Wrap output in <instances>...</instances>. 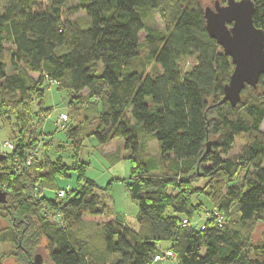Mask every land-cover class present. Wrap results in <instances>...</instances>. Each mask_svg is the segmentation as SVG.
Wrapping results in <instances>:
<instances>
[{
	"label": "trees",
	"instance_id": "1",
	"mask_svg": "<svg viewBox=\"0 0 264 264\" xmlns=\"http://www.w3.org/2000/svg\"><path fill=\"white\" fill-rule=\"evenodd\" d=\"M213 1L0 0V119L17 123L12 149L0 153V244L8 247L0 264H31L37 254L44 264H156L165 252L174 258L164 262L174 264H264V77L243 90L235 108L219 105L234 66L205 30L204 8ZM250 1L253 25L264 32V0ZM150 14L159 15L162 29L147 25ZM50 85L71 98L70 113H60L64 128L54 120L55 132L73 142L67 159L76 158L82 135L99 146L123 140L132 177L121 182L138 206V231L113 219L86 235L84 214H112L95 183L81 182L77 164V190L55 186L69 168L62 149L51 159L44 145ZM81 106L94 124L86 134L71 125ZM239 136L250 141L229 156ZM150 141L157 156L148 155ZM195 195L214 206L200 227L190 222L203 211L191 203Z\"/></svg>",
	"mask_w": 264,
	"mask_h": 264
},
{
	"label": "rangeland",
	"instance_id": "2",
	"mask_svg": "<svg viewBox=\"0 0 264 264\" xmlns=\"http://www.w3.org/2000/svg\"><path fill=\"white\" fill-rule=\"evenodd\" d=\"M204 4H210L213 0H201ZM220 2L219 0H215ZM76 5V1L69 4V6ZM45 4H41V8H44ZM3 3L0 2V12L2 11ZM81 18L82 14L79 13L76 18ZM147 25L156 27L159 29L163 28V23L159 15H148ZM140 42L143 41L145 37L144 32H140L139 35ZM10 45L6 44V49H9ZM3 60L6 64L7 70H9L8 54L5 52L3 55ZM184 68H189L192 65V60L183 63ZM153 68V66H151ZM150 67V68H151ZM151 68V70H152ZM155 67L151 72H155ZM34 78L36 76L33 75ZM87 95V91L82 93V97ZM71 98L67 92H61L57 90L55 85H50L45 89L43 107L45 110L52 109L50 116L43 121L42 133L46 136L44 140V145L49 144V151L52 153L51 159H55L59 153L57 151L62 149L63 162L66 167L69 168L68 178H57L55 186L57 189H70L71 191L77 190V182L79 179V172L75 169V164H77L78 169L81 170V182L84 180H90L95 183L97 188V195L102 196L106 207L111 212L112 216L110 219L105 217H91L84 214L82 218V229H84L86 235L96 234L97 227L110 220H117L126 224L133 231H138V225L136 222L138 216V206L131 200L129 194L121 181L129 180L131 176V164L128 159H126V152L124 151L123 140L115 139L106 145L99 146L96 144L94 139L90 136L82 135L81 144L78 148V154L75 159H67L69 155L74 156L75 148L73 142L68 140L66 134L63 132H55L54 120L58 117L60 113L69 114L70 110L69 102ZM85 106H81L77 113L75 114L73 121L71 123L72 127L78 126L83 129L82 133L86 134L94 129V124L92 122V114L87 113V122L83 119L85 112ZM32 110L36 112L38 110L37 103L34 101L32 105ZM70 122V118L68 119ZM75 121V122H74ZM78 123V124H76ZM17 123L15 118L11 117L9 122H3L0 119V141H13L14 133L17 135ZM36 129V128H35ZM261 131L264 133V121L261 126ZM54 134L50 137V134ZM250 141L249 136H239L235 141L229 156L239 155L244 149L246 144ZM49 142V143H48ZM148 155L157 156L158 148L155 141H150L148 144ZM147 154V150H146ZM53 155V156H52ZM147 156V155H146ZM76 161L77 163H74ZM81 167V168H80ZM242 175V173H241ZM105 189H108L106 192ZM45 196L49 199L54 198V194L46 192ZM191 203L201 204L203 211L199 214H195L190 222L194 227H200L206 223L209 219V214L214 210L213 203L205 195H195L191 198ZM237 209V217L240 219L239 208ZM260 229H258V232ZM260 235L253 237V240H258ZM163 251L169 246L168 243L161 244ZM8 250L7 245L0 244V253ZM3 264H12L10 262H4ZM42 264L44 262L42 261ZM162 264H174L173 261L165 262Z\"/></svg>",
	"mask_w": 264,
	"mask_h": 264
},
{
	"label": "water",
	"instance_id": "3",
	"mask_svg": "<svg viewBox=\"0 0 264 264\" xmlns=\"http://www.w3.org/2000/svg\"><path fill=\"white\" fill-rule=\"evenodd\" d=\"M254 4L250 0H225L221 5L213 1L204 8L205 30L234 66L228 84L224 87L219 105L228 103L235 108L246 87L255 89L260 77H264V32L253 25ZM210 143H206V153ZM5 157L0 155V162ZM6 201V193L0 189V205ZM37 254L32 264H42Z\"/></svg>",
	"mask_w": 264,
	"mask_h": 264
},
{
	"label": "built area",
	"instance_id": "4",
	"mask_svg": "<svg viewBox=\"0 0 264 264\" xmlns=\"http://www.w3.org/2000/svg\"><path fill=\"white\" fill-rule=\"evenodd\" d=\"M67 118L65 115L63 114H60L57 118V125L63 129L64 128V124L66 122ZM12 149V143L9 142V141H5V142H1L0 141V153L4 152V151H7V150H10ZM30 163V160L28 161L27 165H29ZM66 195V192L64 191H60L57 193V197L58 198H62ZM213 218L216 219V222L217 224L219 225V227L221 226L222 222H221V219L216 215V214H213L212 216ZM183 225H186V221H183L182 223ZM201 230L203 229L202 227L200 228ZM174 256L172 253L170 252H165L163 255L161 256H156L154 258V263H163L164 261H167L169 259H173Z\"/></svg>",
	"mask_w": 264,
	"mask_h": 264
},
{
	"label": "crops",
	"instance_id": "5",
	"mask_svg": "<svg viewBox=\"0 0 264 264\" xmlns=\"http://www.w3.org/2000/svg\"><path fill=\"white\" fill-rule=\"evenodd\" d=\"M163 263H165V262H163ZM156 264H162V263H156Z\"/></svg>",
	"mask_w": 264,
	"mask_h": 264
},
{
	"label": "flooded vegetation",
	"instance_id": "6",
	"mask_svg": "<svg viewBox=\"0 0 264 264\" xmlns=\"http://www.w3.org/2000/svg\"><path fill=\"white\" fill-rule=\"evenodd\" d=\"M33 262V261H32ZM32 264V263H31Z\"/></svg>",
	"mask_w": 264,
	"mask_h": 264
}]
</instances>
